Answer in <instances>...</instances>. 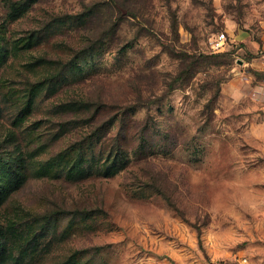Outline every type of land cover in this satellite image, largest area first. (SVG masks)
Returning a JSON list of instances; mask_svg holds the SVG:
<instances>
[{
  "label": "rangeland",
  "instance_id": "obj_1",
  "mask_svg": "<svg viewBox=\"0 0 264 264\" xmlns=\"http://www.w3.org/2000/svg\"><path fill=\"white\" fill-rule=\"evenodd\" d=\"M119 1L0 0V264H264V0Z\"/></svg>",
  "mask_w": 264,
  "mask_h": 264
},
{
  "label": "built area",
  "instance_id": "obj_2",
  "mask_svg": "<svg viewBox=\"0 0 264 264\" xmlns=\"http://www.w3.org/2000/svg\"><path fill=\"white\" fill-rule=\"evenodd\" d=\"M227 41V35L225 32H221L213 40L212 47L216 50L222 49Z\"/></svg>",
  "mask_w": 264,
  "mask_h": 264
},
{
  "label": "trees",
  "instance_id": "obj_3",
  "mask_svg": "<svg viewBox=\"0 0 264 264\" xmlns=\"http://www.w3.org/2000/svg\"><path fill=\"white\" fill-rule=\"evenodd\" d=\"M109 1V9H114L115 8V5H121L124 3H121V1L119 0H108Z\"/></svg>",
  "mask_w": 264,
  "mask_h": 264
},
{
  "label": "crops",
  "instance_id": "obj_4",
  "mask_svg": "<svg viewBox=\"0 0 264 264\" xmlns=\"http://www.w3.org/2000/svg\"><path fill=\"white\" fill-rule=\"evenodd\" d=\"M262 59H263V62H264V54H263V58Z\"/></svg>",
  "mask_w": 264,
  "mask_h": 264
}]
</instances>
